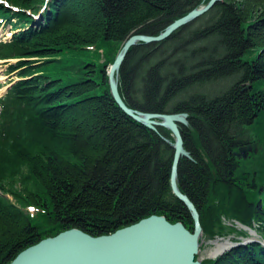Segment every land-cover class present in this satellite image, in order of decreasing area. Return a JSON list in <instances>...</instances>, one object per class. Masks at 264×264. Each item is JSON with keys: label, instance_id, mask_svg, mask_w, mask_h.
<instances>
[{"label": "trees", "instance_id": "1", "mask_svg": "<svg viewBox=\"0 0 264 264\" xmlns=\"http://www.w3.org/2000/svg\"><path fill=\"white\" fill-rule=\"evenodd\" d=\"M6 1L18 7L0 0L14 28L45 10L38 24L0 38V59L17 58L7 71L20 76L0 96V264L71 227L100 235L158 213L193 230L171 186V129L125 112L107 70L132 34H158L208 0ZM76 48L93 52L77 55L65 77L48 72L61 60L51 55ZM119 89L132 107L189 113L182 133L194 159H181L178 182L204 238L248 235L236 221L264 238V0L219 1L167 38L131 46ZM250 144L247 157L236 153ZM201 264H264V245Z\"/></svg>", "mask_w": 264, "mask_h": 264}, {"label": "water", "instance_id": "2", "mask_svg": "<svg viewBox=\"0 0 264 264\" xmlns=\"http://www.w3.org/2000/svg\"><path fill=\"white\" fill-rule=\"evenodd\" d=\"M222 0H208L196 6L186 14L174 19L158 34L134 33L123 44L108 74L111 92L117 103L134 119L154 130L158 126L171 129L175 140L171 141L175 151L171 170V186L175 195L188 207L194 221L191 230L182 220L171 221L165 214L152 213L140 220L110 233L93 235L80 227H71L55 235L46 236L38 242L22 249L7 264H201L200 245L204 239V228L200 211L195 201L185 193L178 182L180 159L182 156L193 158L185 146L181 123H189L187 111L160 112L146 111L130 106L119 89V70L131 46L139 42L160 41L167 38L176 29L189 23L211 9ZM39 16V14H37ZM257 146L240 145L236 153L248 156V152ZM250 231V235L240 240H230V247H225L215 255L241 244L258 242L264 245V239L258 238L255 228L240 224ZM223 236L210 238L215 243Z\"/></svg>", "mask_w": 264, "mask_h": 264}, {"label": "rangeland", "instance_id": "3", "mask_svg": "<svg viewBox=\"0 0 264 264\" xmlns=\"http://www.w3.org/2000/svg\"><path fill=\"white\" fill-rule=\"evenodd\" d=\"M11 5H13V4H11ZM43 10H45L44 7H43ZM41 12H42V10H41ZM18 21L19 20L17 19V17H15V15H12L9 19L7 17L0 15V38H2V39L10 38L11 36H13L14 32H18V31H21L22 29H26V28L30 27V25L32 24V23H28V24L25 23V24L21 25L19 23L18 26H16L13 29L12 24H14V22L18 23ZM39 21H41V17L40 18L38 17L35 21H33L32 26L38 24ZM19 26H22V27H19ZM90 52H93V49L84 50V49H77L76 48V49H67L65 51L57 52V53L51 55L50 57L61 58V60L53 59L52 61L46 63V65L48 66L47 70H48V72H50L54 76H64L65 77L66 74L72 70L71 67L67 68L66 65L74 64L75 62H77V55H79L81 57H87V55ZM101 59H103V58H101ZM17 61L18 60H15V59H10V60L2 59V60H0V90L2 88L6 87L2 92H0V96L3 95L7 91V89L9 88V86H11L12 83H14L17 79L20 78V76L18 75V70H14L12 72L7 71L10 63L15 64ZM50 67L56 68L58 71L57 72L50 71ZM107 73H108V70H107ZM247 83L248 82H244L243 84L247 85ZM186 124H189V123H186ZM164 136L166 137V135H164ZM249 152H248V154H249ZM228 222L230 223V221H228ZM255 230H256L257 234L262 236L261 232L258 229H255ZM249 235H250V231L248 230V235H246V234L245 235H239L236 233H230V234H227L225 236L223 235L224 237L222 239L231 238V240H240V239H244L245 237H248ZM258 238H260V237H258ZM207 240L208 239L204 238L202 240V244L200 245L199 256L202 259H204L205 257H210L211 256L210 251L215 246V243H213V242L211 243ZM228 247H230V246H228Z\"/></svg>", "mask_w": 264, "mask_h": 264}, {"label": "bare ground", "instance_id": "4", "mask_svg": "<svg viewBox=\"0 0 264 264\" xmlns=\"http://www.w3.org/2000/svg\"><path fill=\"white\" fill-rule=\"evenodd\" d=\"M183 26V25H182ZM177 30V29H176ZM174 32V31H173ZM153 42V41H152ZM118 78H119V76H118ZM6 87H4V88H2L1 90H0V92H2L4 89H5ZM182 124H185V123H181V129H182ZM174 150H175V148H174ZM174 157V156H173ZM183 157H187V156H182L181 157V159L183 158ZM188 158H190V157H188ZM181 159H180V161H181ZM190 159H194V158H190ZM231 223V222H230ZM236 224L240 227L241 225V222H239V221H236ZM257 236H259L260 238H263L261 235H257ZM230 240H231V238H226V239H218V240H216L215 241V246H214V248L210 251L211 252V255H215L216 253H218L219 251H222L225 247H227V246H230V244H231V242H230Z\"/></svg>", "mask_w": 264, "mask_h": 264}]
</instances>
